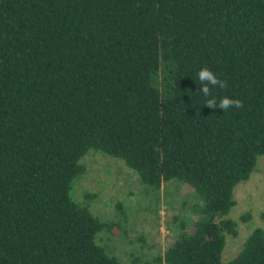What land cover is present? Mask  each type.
<instances>
[{"label":"trees","instance_id":"obj_1","mask_svg":"<svg viewBox=\"0 0 264 264\" xmlns=\"http://www.w3.org/2000/svg\"><path fill=\"white\" fill-rule=\"evenodd\" d=\"M205 67L242 108L205 105ZM88 149L192 189L163 264H264L262 226L220 257L264 153V0H0V264H121L96 241L115 222L70 195Z\"/></svg>","mask_w":264,"mask_h":264},{"label":"rangeland","instance_id":"obj_2","mask_svg":"<svg viewBox=\"0 0 264 264\" xmlns=\"http://www.w3.org/2000/svg\"><path fill=\"white\" fill-rule=\"evenodd\" d=\"M80 162L83 171L73 179L71 197L100 219L115 222L109 231L100 230L96 241L121 264H130L132 255L137 256L138 264H163L158 257L166 245L194 218L189 209L192 189L174 179L152 189L121 159L98 150L88 149ZM233 199L226 215L236 221V233L225 234L222 260L235 254L253 227H264L259 217L264 209V153L257 157L248 177L235 184ZM240 215L246 216L239 219Z\"/></svg>","mask_w":264,"mask_h":264},{"label":"clouds","instance_id":"obj_3","mask_svg":"<svg viewBox=\"0 0 264 264\" xmlns=\"http://www.w3.org/2000/svg\"><path fill=\"white\" fill-rule=\"evenodd\" d=\"M197 79L200 82V87L197 89L198 93L203 94L207 99L205 100V105L210 109H222L226 112L229 108L240 109L243 107V103L239 99L229 98L227 96L222 97L219 102L212 96V88H226L227 81L220 80L214 74L213 71L209 70L207 67L200 69L197 74Z\"/></svg>","mask_w":264,"mask_h":264}]
</instances>
